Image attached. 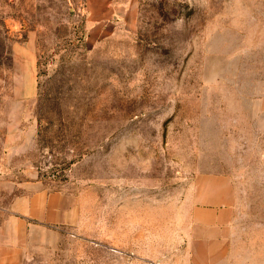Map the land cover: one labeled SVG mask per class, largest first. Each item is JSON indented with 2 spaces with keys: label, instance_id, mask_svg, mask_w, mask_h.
<instances>
[{
  "label": "rangeland",
  "instance_id": "obj_1",
  "mask_svg": "<svg viewBox=\"0 0 264 264\" xmlns=\"http://www.w3.org/2000/svg\"><path fill=\"white\" fill-rule=\"evenodd\" d=\"M0 170L66 191L6 264H197L212 194L264 264V0H0Z\"/></svg>",
  "mask_w": 264,
  "mask_h": 264
},
{
  "label": "crops",
  "instance_id": "obj_2",
  "mask_svg": "<svg viewBox=\"0 0 264 264\" xmlns=\"http://www.w3.org/2000/svg\"><path fill=\"white\" fill-rule=\"evenodd\" d=\"M0 170V263L13 261L23 250L30 236L47 233L56 224H66V191H52L42 181H17L1 176ZM202 207L196 208L199 235L194 250L197 264H222L228 257L230 240L227 231L233 224V207L218 194L201 198ZM206 216V217H205ZM21 247V248H20ZM2 264V263H1Z\"/></svg>",
  "mask_w": 264,
  "mask_h": 264
}]
</instances>
